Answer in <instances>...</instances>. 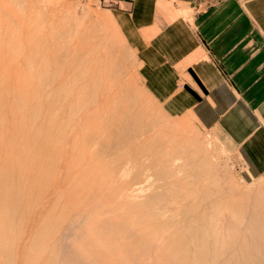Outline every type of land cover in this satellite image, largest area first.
I'll use <instances>...</instances> for the list:
<instances>
[{"label": "rangeland", "instance_id": "374dc122", "mask_svg": "<svg viewBox=\"0 0 264 264\" xmlns=\"http://www.w3.org/2000/svg\"><path fill=\"white\" fill-rule=\"evenodd\" d=\"M163 1L192 21L196 5ZM114 6L0 0V196L19 197L22 208L47 202L38 240L26 245L29 264H68L72 243L84 254L89 235H114L117 223L120 231L142 229L169 202H177L173 208L204 196L224 203L264 193V174L244 171L233 148L186 117L169 116L147 92L136 54L110 14ZM95 225L101 228L93 233ZM11 234L1 228L0 252L8 253L0 264H11ZM74 234L76 241L83 236L80 243Z\"/></svg>", "mask_w": 264, "mask_h": 264}, {"label": "crops", "instance_id": "0c3cea01", "mask_svg": "<svg viewBox=\"0 0 264 264\" xmlns=\"http://www.w3.org/2000/svg\"><path fill=\"white\" fill-rule=\"evenodd\" d=\"M181 1L196 5L191 22L162 0H122L109 11L165 112L213 133L244 171L264 174V0Z\"/></svg>", "mask_w": 264, "mask_h": 264}, {"label": "bare ground", "instance_id": "6f19581e", "mask_svg": "<svg viewBox=\"0 0 264 264\" xmlns=\"http://www.w3.org/2000/svg\"><path fill=\"white\" fill-rule=\"evenodd\" d=\"M240 200H229L223 203L219 199L204 196V199L201 198L198 202L188 206L179 204L171 208L177 202L166 203V208L170 210L168 209L169 211H164V213L151 214L149 220L153 217L157 219L142 229L134 228V230L126 232L120 231L117 223V225H113V229L109 227L111 231L115 232L114 235L102 233L104 236L101 234L102 236L100 235V238L95 237V240L90 235L89 238L86 236L87 241L91 239V243L90 241L86 242L87 245H91L89 250L86 247L88 250L86 252L89 255L86 252L82 254L83 245L77 247V243L70 242V244L72 243L71 246L75 245V249L72 247L73 251L70 253L76 254L73 258L67 254L69 259L66 260V258V261H62L69 262L68 264H264V193L253 199ZM9 203L14 204L9 205ZM46 205V200L41 198L22 208V200L19 197L14 195L0 196V224H2L0 232L1 228L4 231H11L14 239L11 241L13 247L10 255L11 264H29L31 261H27L29 253L26 245L31 238L36 237L35 228L38 227L44 217L43 210ZM95 216L96 214L93 217ZM101 216L98 217L101 218ZM4 221L7 223H3ZM100 222L103 223L104 221ZM73 224L74 222L70 223L68 232L73 230ZM101 225H97L98 228H101ZM106 225L108 224L106 223ZM97 226L95 225L96 229L93 227V233L97 230ZM90 227L87 228L89 233ZM83 228L85 229V226ZM37 231L40 232L41 230L37 228ZM81 231L76 230L74 233L81 234ZM105 232V234H110V231ZM80 234L76 236L80 238ZM76 236L72 238L75 240ZM86 237L84 236V238ZM82 238L75 241L79 242ZM3 239L1 245L4 244ZM55 242L57 243V241ZM68 245L63 240L60 247L66 249ZM94 249L97 250L98 254L94 255L91 252ZM7 253L8 251L3 250L0 252V256L6 259ZM62 257L60 259H64L66 256Z\"/></svg>", "mask_w": 264, "mask_h": 264}, {"label": "built area", "instance_id": "2783aa9c", "mask_svg": "<svg viewBox=\"0 0 264 264\" xmlns=\"http://www.w3.org/2000/svg\"><path fill=\"white\" fill-rule=\"evenodd\" d=\"M102 1L109 5H115V4H118V2L122 0H102ZM128 1H132V0H128Z\"/></svg>", "mask_w": 264, "mask_h": 264}]
</instances>
